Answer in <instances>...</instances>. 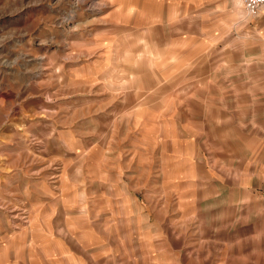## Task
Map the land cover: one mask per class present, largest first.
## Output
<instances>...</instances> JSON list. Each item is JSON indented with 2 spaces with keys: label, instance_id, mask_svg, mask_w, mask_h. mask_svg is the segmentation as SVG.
<instances>
[{
  "label": "clouds",
  "instance_id": "9594fccd",
  "mask_svg": "<svg viewBox=\"0 0 264 264\" xmlns=\"http://www.w3.org/2000/svg\"><path fill=\"white\" fill-rule=\"evenodd\" d=\"M133 3L138 0H84L70 13L66 0H42L49 15L40 18L39 36L34 31L25 42L29 65L39 68L35 82L53 85L43 96L53 107L42 108L51 125L43 139L21 145L18 155L43 159L32 151L36 145L48 159L29 175L45 169L58 175L49 177L51 190L36 192L50 197L47 205L16 198L34 191L16 187L23 168L14 165L9 179L0 180V210L15 220L8 230L0 225V264L38 262V253L50 261L58 252L71 258L64 242L83 243L93 227L105 242L135 245L126 252L147 248L141 259L149 264H264V191H257L264 185V0H166L164 15L140 7L126 15ZM107 17L115 34L104 45L106 60L85 85L75 70L96 55V44H84L82 51L77 41L82 33L93 36L95 23ZM165 32L177 38L165 40ZM83 95L100 97L89 103L94 115L109 121L103 128L98 122L75 127L84 121ZM0 100L20 111L28 88L0 93ZM155 122L160 124L148 129L155 135H146L131 159L163 144L162 129L183 138L179 165L189 194L199 192V201L208 202L184 221L169 206L164 172L156 168L146 183L150 173L121 166L124 153L114 148L122 129L140 132ZM216 181L231 185L234 194L225 197ZM93 185L106 189L103 208L89 190Z\"/></svg>",
  "mask_w": 264,
  "mask_h": 264
},
{
  "label": "rangeland",
  "instance_id": "374dc122",
  "mask_svg": "<svg viewBox=\"0 0 264 264\" xmlns=\"http://www.w3.org/2000/svg\"><path fill=\"white\" fill-rule=\"evenodd\" d=\"M83 3L84 0H66V6L70 13H74L75 9ZM41 4L42 0H0V93L18 95L21 90L28 88V100L25 101L26 107L20 111H14V102L9 105L7 101L0 100V153L5 156V159L0 161V180L6 181L9 179L14 165L23 168V171L17 177L16 187L22 191L23 187L28 185L34 191L32 195L27 197L17 196L16 198L24 199L28 206L47 205L50 202V197L38 196L36 192L51 190L53 181L49 177L58 175L51 169H45L38 176L29 175L44 168L48 159V153L40 151L38 146L32 145V151L36 152L37 157H43V159L25 158L23 155H18L21 145L27 144L32 137L43 139L50 130L51 125V121L44 118L42 108L53 107L43 102V96L53 88V85H50L44 79L35 82L34 78L39 68L38 66L31 67L29 65L32 52L25 42L26 38L34 31L39 36L40 29L37 28V25L40 23V18L43 15H49V9L42 8ZM25 5L27 10H24ZM135 7H140L150 14L159 12L164 15L169 6L166 0L164 3H160L159 0H138V3H133L130 6L126 15H130L131 9ZM51 19L55 20L56 17L53 16ZM68 22L69 20L64 21L65 24ZM109 26H111V31L108 30ZM116 27L111 22V18L107 17L95 23L93 36L82 33L78 38L77 44L82 51L84 44L93 42L96 44V55L92 56L91 59L83 58L75 70L77 79L85 85L90 80V71L96 70L106 60L107 49L104 45L107 44L108 38L115 34ZM163 35L165 40L177 38L166 32ZM81 91L87 93V87L82 88ZM78 99L81 101L84 121L77 123L75 127H81V125L94 126L98 122L103 128L109 122L104 116L94 115V106L89 103V101L100 99V97L83 95ZM70 103L71 101H62L61 105ZM186 118L187 114L185 113L181 120ZM165 119H167V115ZM159 124L160 122L149 124L140 132H126L122 129L117 136V144L114 145V148L124 153L121 166L127 165L134 172L147 170L150 173L149 178L145 181L146 183L155 178L151 173L156 168L159 167L164 172L165 183L169 187V206L174 205L177 209V219L184 221L193 209L202 210L208 202L199 201V192H197L196 197L189 194L190 187L184 179L185 170L179 165V156L186 150L183 138L174 135L169 129H162L161 135L165 138L163 144H156L147 150L146 155H144L145 150L140 149L141 157L137 160L131 159L143 142L144 137L155 135L154 132H149L148 129ZM186 135L187 133H185ZM101 151L102 146L101 149L97 150V157L93 161V169L99 161ZM205 155L207 156V153ZM55 184L58 185L59 181H56ZM215 187L225 197L234 194L231 185H222L219 181H216ZM89 190L96 193L97 202L101 208L108 203L105 198L107 195L106 189L103 186L93 185ZM257 191H264V185L257 187ZM68 195L70 193L66 192L65 196ZM40 211L41 214H44V209ZM13 222H15L13 213L9 210H0V225H3L5 230H8ZM87 231V240L83 243L64 242L63 247H66L72 253V256L69 258L63 252H58L57 261L60 264H149L148 261L141 259V257L147 255V248H138L135 252L130 250L126 252L127 249L135 247V245L129 246L126 244L121 246L118 241L113 239H108L105 242L104 234L95 227ZM38 255L40 256L38 262L29 261L28 264H57V261H50L39 253ZM110 257L112 258L110 259ZM130 257L135 259H130ZM205 264H208V262H205Z\"/></svg>",
  "mask_w": 264,
  "mask_h": 264
}]
</instances>
